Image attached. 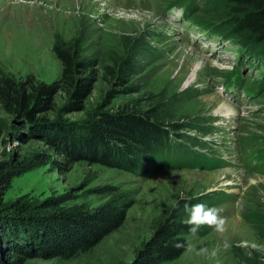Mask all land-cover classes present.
Masks as SVG:
<instances>
[{"label": "rangeland", "instance_id": "1", "mask_svg": "<svg viewBox=\"0 0 264 264\" xmlns=\"http://www.w3.org/2000/svg\"><path fill=\"white\" fill-rule=\"evenodd\" d=\"M173 3L0 0V74L53 82L60 74L51 52L58 40L79 42L80 58L91 64L94 83L82 111L62 110L67 96L58 92L54 111L46 118L79 124L99 110L143 114L152 108L163 129L176 136L165 156L173 166H155L161 170L143 178L99 164L70 162L0 110V161L33 162V168L11 180L3 202L38 204L69 194L65 205L94 208L119 194L130 203L121 225L88 251L66 260L33 258L22 264H129L161 211L181 199L215 197H224L211 206L225 219L224 231L207 227L204 236L185 235V251L164 264H264L263 241L247 220L264 218V167L256 155L264 150V87L251 100L242 92L227 91L229 99L222 94L236 51L246 48L258 58L254 68H239L245 87L263 80L256 66L264 58L255 53L258 44L233 33L225 0H201L191 16L215 26L217 34L209 38L184 25L179 11L170 8ZM125 58L135 73L119 82L114 73ZM35 152L45 157L36 161ZM189 163L211 167L186 166Z\"/></svg>", "mask_w": 264, "mask_h": 264}, {"label": "trees", "instance_id": "2", "mask_svg": "<svg viewBox=\"0 0 264 264\" xmlns=\"http://www.w3.org/2000/svg\"><path fill=\"white\" fill-rule=\"evenodd\" d=\"M199 1L173 0L171 7L182 6L185 23L208 36H215V26L203 21L195 22L193 20L196 19L191 18ZM224 4L231 17L233 33L245 35L253 44H258L255 53L264 58V0H225ZM209 7L211 9L213 6ZM78 43L60 40L53 43L51 52L60 64V74L51 83L35 82L30 76L15 79L0 74L1 112L33 139L53 148L70 162L99 164L143 178L161 170L155 166L172 167L165 161V156L171 153V142L175 141L176 136L163 129L158 121V113L152 108L143 114L128 111L110 114L99 110L79 124L66 123L58 116L53 120L46 118L54 111V97L58 92L67 96V102L62 107L64 111H82L83 101L89 95L94 83L89 71L91 64L80 58ZM246 51L243 48L236 51V55L241 63L247 62L248 67L254 68L253 61L258 58L251 50ZM259 63L256 68L260 67L257 70L260 77L264 76V61ZM133 67L130 59L121 60L114 73L117 80L122 82L123 77L133 75ZM106 71L113 76L110 68H106ZM235 74L234 83L237 86L259 96L264 87V78L245 87V76L241 78L235 69L224 83L229 82ZM256 155L261 160L257 164L264 167V150ZM33 156L38 161L45 154L35 152ZM32 163L14 165L10 160L0 161V264H22L33 258L66 260L88 251L121 225L130 203L119 194L112 195L94 208L65 205L70 201L69 194L47 198L38 204L21 200L3 202V193L11 180L33 168ZM55 165L58 166L57 163ZM186 166L201 169L211 167L203 163H189ZM223 200L224 197L181 199L172 208L161 211L152 223L149 238L135 250L129 264H164L176 260L187 247L184 236L193 235L189 226L183 223L185 204L204 203L211 207ZM247 220L264 246V218L254 215ZM207 231V226L201 227L195 236H204ZM10 255H14L11 260L8 258Z\"/></svg>", "mask_w": 264, "mask_h": 264}, {"label": "clouds", "instance_id": "3", "mask_svg": "<svg viewBox=\"0 0 264 264\" xmlns=\"http://www.w3.org/2000/svg\"><path fill=\"white\" fill-rule=\"evenodd\" d=\"M185 212L187 218L183 223L189 226V231L193 235L204 226L213 228L218 233L224 231L225 219L220 216L217 208L208 207L204 203H196L193 205L185 204Z\"/></svg>", "mask_w": 264, "mask_h": 264}, {"label": "bare ground", "instance_id": "4", "mask_svg": "<svg viewBox=\"0 0 264 264\" xmlns=\"http://www.w3.org/2000/svg\"><path fill=\"white\" fill-rule=\"evenodd\" d=\"M211 40L215 41L214 39H211ZM218 41H219V40H218ZM218 41H215V42H218ZM215 42H214V43H215ZM218 43H220V41H219ZM261 76H262V75H261ZM222 94H223L227 99H229V98L226 96L225 93L222 92Z\"/></svg>", "mask_w": 264, "mask_h": 264}]
</instances>
